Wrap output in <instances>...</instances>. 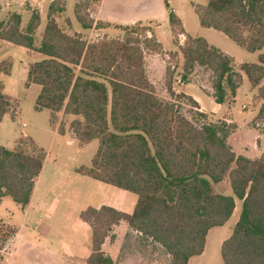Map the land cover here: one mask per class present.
I'll return each instance as SVG.
<instances>
[{"label": "trees", "instance_id": "trees-1", "mask_svg": "<svg viewBox=\"0 0 264 264\" xmlns=\"http://www.w3.org/2000/svg\"><path fill=\"white\" fill-rule=\"evenodd\" d=\"M100 2L84 0L75 5L82 29L110 26L95 25L91 18L90 10ZM195 10L202 27L223 33L250 53L264 50V0H209ZM65 12V0L50 4L39 45L35 34L41 25L40 13L32 11L25 29L22 16L14 13L7 22H0V41L45 56L30 65L27 84L41 87L35 106L51 111L52 125L61 113L81 117L70 126L79 144L99 141L92 168L79 173L137 196L132 214L110 206L91 207L80 214L92 231V253L86 264H117L102 246L108 238L115 239L113 229L120 222L160 245L170 264H189L204 253L209 231L224 226L234 214V198L213 189L227 176L243 207L232 235L222 244L223 264H264V158L237 155L228 143L233 127L227 123L208 122L198 111L195 116L201 121L185 116L180 101L186 100L196 110L198 104L187 95L175 94L169 69L172 100L157 95L145 66L146 52H162L154 35L139 39L131 35L135 29L127 27L123 39L89 42L61 28L57 17ZM169 24L174 33L177 27L183 28L173 10ZM179 50L184 82L196 67H203L211 72L216 103L233 101L242 75L228 55L204 38L192 36ZM9 69L1 63L0 75H9ZM240 70L253 87H259L264 82V53L259 64H242ZM259 91L264 98V86ZM11 110L0 82V123ZM258 118H264V107ZM20 139L13 149L0 145V203L10 197L26 208L46 153L32 139L30 145ZM16 233L10 225L0 229V250Z\"/></svg>", "mask_w": 264, "mask_h": 264}, {"label": "rangeland", "instance_id": "rangeland-1", "mask_svg": "<svg viewBox=\"0 0 264 264\" xmlns=\"http://www.w3.org/2000/svg\"><path fill=\"white\" fill-rule=\"evenodd\" d=\"M49 1L0 0V22H7L12 14L18 13L22 16V28L25 29L32 14V9L29 7L31 3L34 4L33 7L39 12L42 9V17H45L49 10ZM78 1L67 0L66 12L59 15L57 20L66 33L70 35L77 34L75 31L83 33L84 35L81 36L87 41L123 39L128 34L125 31L126 28L130 27L135 29L134 33H131L133 37L143 39L145 36L150 37V32H154L155 36L157 35L166 48L170 50L174 49L173 41L175 44L184 45L187 40L183 35V28L181 29L176 26L177 33H174L175 31L169 25V12L170 10H174L183 19L187 32L192 37L207 38L213 46L225 49L233 54L235 58V60L233 59V68L236 72H240L238 66L240 60H250L253 64H258L259 54L264 53V50L256 53L247 52L223 33L202 27L195 7L206 6L209 0H170L169 8L166 6V0H113L107 5L106 11L118 17L120 25L103 27L106 28L101 33L105 34L104 36L96 34L98 29H95L93 32L89 31L88 33L81 28L75 14V5ZM145 4H149V14L154 16L155 22L127 26L129 23L125 24V22L130 20V18L138 16L142 6ZM45 24L46 17L35 35L37 45L41 41ZM2 45L0 42V52L2 54L6 51V54H4L5 60L0 56L2 59L0 64L2 63V65L8 66L10 69L9 75H0V82L6 85L7 91L5 94L12 103V110L10 114L4 117L0 124V145L7 149H13L17 139L23 138L22 140L27 145H30L33 140L39 148L43 149L45 153H48V163L46 164L42 179L38 184L39 191L36 196V201L39 200L45 209L40 210L34 206V210L29 214L10 197H5L0 203V229H3L6 225H10L19 232L16 244L17 249H14L17 251L15 253L17 254V258H19L18 264H52L47 259L49 258L47 256L48 253L44 254L43 252L53 251L62 255L69 249L75 250L81 245H91V230L87 225L85 226L83 224L80 219V214L91 207L99 208L103 205L110 206L111 204H116L120 198V193L123 191L114 186L79 174V170L83 168H92L93 159L99 149V141L93 140L82 147L77 140L71 137L70 133L66 135L59 134L54 138L51 111L47 109L38 110L35 106L34 93L22 91L23 86L21 81L23 75H21V61L25 58L24 52H21V50L11 52V49H9L11 46H8L4 50ZM179 48L177 51L175 50V53L168 56V60L166 59L167 69L172 74V88H174L177 78L181 79V76L184 74V59ZM145 54L148 55H146L147 57L145 56V66L147 64L151 67L150 72L153 81L156 83L155 89L157 95L162 100H172L167 86V71L166 74H163L162 67L160 68L161 70L155 69L153 71L152 59L154 58L151 55L154 52H146ZM35 55L41 57L37 59L38 61L45 59L42 54ZM35 55L32 57V60H36L34 59ZM161 55V59L164 58L165 60L164 53ZM12 62H14L13 67ZM242 76L243 81L234 103L231 106H225L223 110L224 112L231 111L239 126L253 121L251 124L263 136V140L260 141H264V118H258L261 109L264 107V101L259 103L260 98H262L260 91L252 87L245 74H242ZM192 80L196 81H193V84H197L198 88L201 85L205 91L211 88L213 89L211 72L205 68H197L193 74L191 73L188 76L186 81ZM195 89L198 91L197 94L204 98L208 110H211L215 104L214 99L208 96L201 88L197 89L195 87ZM255 101L258 102L257 105ZM178 105L182 113L189 119L201 121V119L195 116L198 113V109H194L186 100L180 101ZM243 106H247L246 110ZM257 113L258 115L256 116ZM255 116L256 118L254 119ZM77 118L81 119V117ZM72 119L74 118L66 117L63 113V116H58V119L54 123L59 126L60 130L63 129L65 132L68 127L71 130L70 121ZM219 122L223 123L221 120L217 121V123ZM109 124L111 126L110 117ZM68 138H72L73 140L71 145L67 143ZM262 157L264 158V151ZM221 187L222 190L223 186ZM126 194L128 195L126 205L130 207L132 203L130 212H133V206L137 202V196L129 192H126ZM222 194L234 198L236 202L234 214L224 226L216 227L209 231L204 253L201 256L193 257L189 264H223L221 247L223 242L232 235L233 229L239 221L243 202L233 194L231 188H228ZM54 204H57L55 211L51 209V207H55ZM48 213H52L53 216H48ZM18 235L16 233L15 237L8 241L4 247L5 250H2L3 255H6V253L12 250ZM110 248V242H108L106 250L110 251ZM35 250H42L43 252L40 253L44 257L33 252ZM117 251H119V255L123 259L127 254H130L131 259L137 261L138 264H170L171 259L160 245L134 233L127 236L122 249ZM3 255L0 253V264H5V260L2 258ZM38 260L41 261L38 262ZM81 263L76 260H70L68 262V264Z\"/></svg>", "mask_w": 264, "mask_h": 264}, {"label": "crops", "instance_id": "crops-1", "mask_svg": "<svg viewBox=\"0 0 264 264\" xmlns=\"http://www.w3.org/2000/svg\"><path fill=\"white\" fill-rule=\"evenodd\" d=\"M34 1H37V0H34ZM53 1L54 0H50L49 1V5ZM65 1H66V6H67V0H65ZM81 1H84V0H81ZM81 1L79 0L77 3L81 2ZM112 1L113 0H101L100 4L98 5V7L96 9L90 10L91 18L94 20L95 25L97 23H102L104 25L109 24L110 26L120 25L119 18L116 17V16H114V15H112L110 12H107L106 11L107 5H109V3L112 2ZM169 4H170V0H169ZM33 5L34 4L31 3V5L29 6L32 9L31 11H35V10L38 11L37 9H35L33 7ZM149 10H150L149 4L143 5L142 8H141V10H140L139 15L138 16H135L134 18H130V20H128L127 22H125V24L126 23H129V25H127V26H133V25H136V24H141L142 25V24H146V23L148 24V23H151V22H155V18H154V16H151L149 14ZM41 12H43L42 9H41ZM41 12H39L40 15H41V23L44 20V18L46 17V24H47V14H48V11H47V14L45 15V17H42L43 13H41ZM16 14H18V13H16ZM179 18L182 21L183 30H184L183 31L184 37L187 38V36H191L187 32L185 22L183 21V19L181 17H179ZM46 24H45V27H46ZM40 27H41V25H40ZM40 27H39V29H40ZM22 29H24V28H22ZM95 29H98L96 31V34H99L100 36L101 35L102 36L105 35V34H101V33L106 28H97L96 26H94V28H92L91 30H85V31H87L89 33V31L90 32H93V31H95ZM209 29H211V28H209ZM44 30H45V28H44ZM43 33H44V31H43ZM75 33L84 35L83 33H80V32H77V31H75ZM150 34H151V36L154 35V37L156 38L157 42L162 45V52L160 54H158V53L155 54L154 53L153 55H151L152 58H154V59H152L153 60L152 70L153 71H155V69L161 70L160 68L162 67L163 74H166V71H167L166 70L167 69L166 59H167V57L170 54L175 53L178 50V47L183 46V44H175L174 41H173L174 49H171L170 50V49H168V48L165 47V45L157 37V35L155 36L154 32H150ZM42 36H43V34H42ZM194 38H198V37H194ZM41 40H42V38H41ZM205 40L209 43V45L213 46L211 44V42L209 40H207V38ZM95 41L96 40H94L93 42H95ZM0 42L3 44L2 47H3L4 50H5V48H8V46H11V48H9V49H11L10 50L11 52L12 51H17L18 52L20 50H21V52H24V54H25L24 57L25 58H24V60L21 61V72H22L21 75H23V78H22V81H21L22 82V86H23V90L22 91H25V92H28V93L33 92L34 93V101L36 102V99H37V97L39 96V94L41 92V87L39 85H37V84H29L28 85L27 84V76H28V71H29L30 65L33 64V63H35V62H39L37 59H40L41 58L40 56H36L35 54H40V53H37L35 51L28 50V49L23 48V47L15 46V45H13V44H11L9 42H5V41H0ZM40 42H39V44H40ZM89 42H91V41H89ZM214 47H216L221 52H223L226 55H228L232 60L233 59L235 60L233 54H231L227 50L222 49V48H219L217 46H214ZM243 50H245V49H243ZM162 53H164L165 60H164V58L161 59V56H162L161 54ZM180 53H179V55H180ZM4 54H6V51H4L2 54L0 52V56L3 59H4V56H5ZM260 54H263V53H260ZM34 55H35L34 59H36V60H32V57ZM44 58H45V56H44ZM0 62H2V59L1 58H0ZM242 64H253V62H250V60H240L238 62L239 70H240V67H241ZM13 65H14V62H12V67H13ZM150 68L151 67L146 64V72H147L148 78L153 83V85L155 86L156 83L152 79L151 72H150ZM197 68H203V67H199V66L196 67L195 70H194V72L197 70ZM238 73H240L241 75L244 74L241 70ZM11 75H12V73H11ZM242 79H243V76H242ZM193 81L194 80L185 82L184 83V86H182L179 83V78H177V82L174 84L173 91L175 92L176 95L177 94H184V95H187V96L191 97L198 104V107H199L198 108V112L206 115L208 122L217 123V121L221 120V121L227 123V125L233 127V129L231 130L230 135L228 137V143H229V145L232 147V149L234 150V152L237 155H242V156H245V157H247L249 159H252V160L262 159L263 158L262 157V154H263V151H264V141H260V140H263L262 139L263 136H261L258 133V131L256 130V128L251 124L253 121L251 123L249 122V123L243 124L242 126H239L238 123L236 122L235 118H234L233 113L231 111L224 112V110H223L225 106H231L234 103L240 87L238 88L236 97L233 99L232 102H231V100L230 101L227 100L226 103H224V104H218V103H216V101L214 99V90L212 88L210 90H208V91H205V89L201 85H199V88H198V85L197 84L196 85L193 84ZM21 82H20V84H21ZM194 82H196V81H194ZM263 86H264V82H262V84L259 87H257V88H255L253 86L252 87L258 91ZM195 87L197 89H200L201 88L208 96H210L211 98L214 99V103L215 104H214V106L212 107L211 110H208V108L205 105L204 98L202 96H200L199 94H197L198 91L195 89ZM155 88H156V86H155ZM6 91H7V88H6V85H4V94H5ZM5 96H6V94H5ZM6 98L9 100L8 96H6ZM254 100H255V98H254ZM263 101H264V98H260L259 103L260 102H263ZM255 103H256V105L258 104L257 101H255ZM243 108L246 110L247 106H243ZM257 115H258V113L256 114V116ZM59 116L62 117L63 116V113L59 114ZM65 116L66 117H69V118H74V119H72V121H70L71 123L74 120H77L78 119L77 116H73V115H65ZM256 116L254 117V119L256 118ZM258 117H259V115H258ZM23 126H25V124H23ZM52 128L54 129V133H53L54 138H56L59 134L66 135L67 133H70L71 134V137L74 138L75 140H77L76 137H75V135H74V133L72 132V130H69V127H68L67 130H65V132L64 131L63 132H60L58 125H54V126L52 125ZM72 138H68V140H67V143L69 145H71L73 143ZM17 140H16V142H17ZM16 142H15V144H16ZM14 147H15V145H14ZM47 163H48V153H46V159H45V162H44V165H43L42 172H41L40 176L38 177V179L36 180L35 188H34V191H33V195H32L30 204L26 208H22L21 207L23 210H26L29 214L31 213L32 210H34L33 209L34 206H36V208L37 209H40V210L45 209L43 207V204L39 200L36 201V196H37V193L39 191L38 184H39V182L42 179V176H43V173L45 171V168H46V164ZM221 186H223V189L222 190H221V188H222ZM228 188H231L230 187V182H229V177L228 176L224 179V181H222V182H220L218 184H213V189H214V191L217 194L223 195L222 193L224 191H227ZM122 191L123 192L120 193L119 200L116 202V204H111L110 207H112V208H114L116 210H119V211H121L123 213H126V214H132L133 212H130V207L132 206V203H131V206L130 207H128L126 205V201L128 200V199H126L127 196H128L126 194L127 191H124V190H122ZM130 201L132 202V200H130ZM135 205L133 206L134 208H135ZM54 206L55 207H53V208L51 207V209L55 211L56 210L55 208L57 207V204H54ZM103 206H105V205H103ZM106 206H108V205H106ZM48 216L51 217V216H53V214L52 213H48ZM83 224H85V226L87 225L90 228V226L87 223L83 222ZM90 230H91V228H90ZM18 233L19 232H17V235H18ZM91 233H92V231H91ZM131 233L138 234V235L141 236V234H139L138 232L134 231L126 222H120V224L117 225V226H115L114 229H113V234L115 235V239L114 240H111L110 238H108L106 240V242L104 243V245L102 246V251L106 255L110 256L117 264H138L137 261H135L134 259H131V256H129L130 254H127V256H125L124 259H123V258L120 257L119 251H117V250H121L122 249L125 239ZM18 237H19V235L17 236L16 241H15V243L13 245L14 247L12 248V250H10V252L6 253V255H3V251L0 250V253L3 255V257H2L3 260H5L4 261L5 264H18V262H19V258H17V254H15L17 251L14 250V249H17V245L16 244H17ZM108 242H110V246H111L110 251L106 250V246L108 245ZM206 242H207V238H206ZM91 245H92V242H91ZM91 245H89V246H82L81 245L78 249H75V250L69 249V250H67L64 253L62 252L63 253L62 255L60 253L53 252V251L52 252H50V251L43 252L42 250H38V251L35 250L33 252H35L36 254H40V256H42V257H44V256L41 255L40 252H43L44 254H47L48 253L47 256L49 258H47V259H49V261L52 264H65V260H66V264H68V262L70 260H76L77 262H82L81 264H86L88 258L90 257V255L92 253V251H91ZM39 261H41V260H38V262Z\"/></svg>", "mask_w": 264, "mask_h": 264}, {"label": "built area", "instance_id": "built-area-1", "mask_svg": "<svg viewBox=\"0 0 264 264\" xmlns=\"http://www.w3.org/2000/svg\"><path fill=\"white\" fill-rule=\"evenodd\" d=\"M167 60H168V57H167ZM179 83H180V85L184 86L185 82L182 80V76H181V79L179 78Z\"/></svg>", "mask_w": 264, "mask_h": 264}]
</instances>
